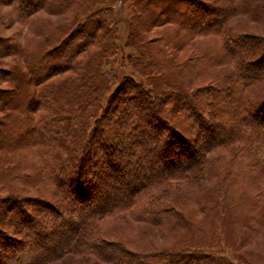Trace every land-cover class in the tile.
<instances>
[{
	"label": "trees",
	"instance_id": "1",
	"mask_svg": "<svg viewBox=\"0 0 264 264\" xmlns=\"http://www.w3.org/2000/svg\"><path fill=\"white\" fill-rule=\"evenodd\" d=\"M131 1L135 10L129 27L135 31L131 34L130 43L125 46L139 49L142 60L137 63L127 61L132 66V74L123 73L126 59L117 56L115 40L107 35V39H101L97 56L99 62L95 59L96 63L85 66V73L89 75L97 64L112 62L120 67L119 73H115H121L120 100L135 107L124 123L119 122L118 128H114L121 139L116 140L107 127L109 119L106 118L111 112L86 113L84 108L97 102L95 91L90 89L86 99L76 93L77 99L73 104L79 101L85 105L81 117H86L81 138L77 139L74 152L69 156L68 167L64 165L66 168H63V161L60 165L50 164L55 158L46 150V143H41L39 158V162L44 164L43 178L51 183L55 180V194L60 192L70 203L61 210L60 204L54 205L44 197L23 202L15 194L5 193L0 205L7 202L14 206L20 225L16 226V233L4 224L0 227V264H57L66 254L93 257L104 264H264V70L255 75L249 73L250 69L264 67V39L249 37V42H246L247 36L235 32L236 36L232 35L230 39L232 29H229L227 19L238 12L236 0H224L226 6L222 2L223 7L219 0ZM106 2L108 0H40L32 8L52 12L51 9H57L59 4L74 6L70 24L78 16L88 15L59 43L71 41L67 48L69 52L63 51V54L72 60L82 52L83 43L88 46L87 41L95 37V28L114 33L111 7H97V4ZM180 8L184 19L179 16ZM17 9L26 16L30 3L19 0ZM185 19L192 25L187 30L193 29V33H183V40L191 36L194 41L197 36L199 39L210 35L221 38L222 52L227 51L229 56L224 57L231 58L234 72L230 77L212 75L209 82L192 88L193 80L200 76L203 63L209 61L206 56L213 49H201L200 44L194 45L195 63L189 67L187 63L178 61L175 54L168 53L171 48H183L178 44V35L171 37L168 31L162 30L152 37L157 39L144 41V34L150 28L173 25L182 30L187 27ZM79 38L83 41L78 42ZM3 42L0 43V52L5 50L3 47L6 45L12 44L11 40ZM228 43L234 44V52L227 47ZM244 46L250 49L245 56L238 53V49ZM152 50H156L155 56L162 61L159 67L143 63L153 58L150 55ZM56 51L61 53L59 49ZM198 58L200 63L196 64ZM50 66L53 64L42 65L38 70L48 74L52 69ZM210 66L214 69L213 65ZM110 73L111 70H108L105 74ZM53 74H59V71L56 69ZM230 81L231 88L223 84ZM54 86V92L69 90L67 82H57ZM93 109L98 108L94 106ZM58 110L60 107L53 114L56 115ZM132 119L134 121L130 122ZM57 120H53V125ZM47 127L42 123L41 128ZM219 128L221 133L214 138ZM135 132L148 138L154 137L132 145L131 151L138 155L134 160H123L121 150L125 147L124 142ZM200 140L206 141L207 145L198 152L196 147ZM195 153L197 155L189 163L178 166ZM151 157L162 169L146 164ZM127 164L130 168L124 171L123 166ZM144 166L147 171L136 175L135 168L142 169ZM135 176L137 179L133 181ZM201 179L202 183H199ZM185 182L188 185L186 190L182 184L179 186V183ZM123 187L128 193L120 199L115 198L117 196L113 192ZM57 194L53 196L54 200ZM75 206H79L80 210ZM32 207L49 214L45 216L46 224L33 215ZM126 210H130L135 217L137 215L139 222L165 230L172 228L177 236L173 245L135 253L99 238L97 222ZM6 211L0 209L2 213ZM63 216L75 219L76 225L61 241V247L51 250L41 246L36 248L34 244L30 247L21 240L31 228L37 241L45 242L50 236L49 241L53 243V234L59 231L53 220ZM197 216L199 220L194 219ZM32 240L31 243H34Z\"/></svg>",
	"mask_w": 264,
	"mask_h": 264
},
{
	"label": "rangeland",
	"instance_id": "2",
	"mask_svg": "<svg viewBox=\"0 0 264 264\" xmlns=\"http://www.w3.org/2000/svg\"><path fill=\"white\" fill-rule=\"evenodd\" d=\"M18 1L19 0H0V40L2 41L0 43H4L3 41H6L5 43H8L10 40L12 41L10 42L12 43L10 46L6 45V47H3L5 50L0 52V199L8 192L15 194L20 200L23 199V202L31 198L44 197L51 200L54 205L60 204L61 207H59L61 210H64L66 205L70 202L64 200L66 198H63L60 192H56V194L58 193L57 199L54 200L56 195L54 191L55 180L54 183H51L43 178L42 170L44 164L39 162V158L41 157V143L43 145H45L44 143L48 144V149L46 150L55 158L50 164L53 166L60 165L63 161V166L66 165V167H68L69 156L74 152L77 139L81 138V131L85 123L84 117H86H81V110L85 105L81 104L79 101H75L74 104L73 102L75 98L77 99V97H75L76 93H78L81 98L84 97L86 99V95L90 89L96 93L97 102H95L94 106L98 109L94 110V106L91 104V107L84 108L86 109V113L87 111L89 113L94 112L93 114L95 115L96 113H103L104 111V113L111 112L112 114H108L106 118L109 119L107 124L109 126L107 127L109 128V132L115 135L114 137L116 140L121 139V135H119V133L116 134L114 128H118L119 122L124 123V120H126L135 107L132 103H123V100H120L121 95L120 92L118 93V89L121 73L115 75V73H119L120 67L112 62L105 63L104 65L97 64L93 73L89 75L85 73L87 71L85 66L96 63L95 59L99 62L97 56L100 53L102 45L101 39L104 41V39H107V35H109L110 38L115 40L114 47L117 56L126 59L125 66H123L124 69H122L125 71H121L125 74H132V66H130L127 61L133 60L137 63L138 60H142L140 52H138L139 49L136 50L125 46L127 43H130L131 34L135 31H131L129 27V22L135 7L132 6L133 3L131 0H108L106 3L97 4V7L107 5L111 7L113 12L111 18L114 26V33H107L104 28H95V37L87 41L86 44H88V46H85L83 43L81 48L83 49L82 52L74 56L72 60H68L63 54V51L69 52L67 48L70 46L69 43L71 41L66 44L64 42L62 44L59 43L61 39H66V35L75 25L88 15H80L70 24L69 19L72 18V11L75 9L74 6L70 5L65 7L59 4L57 9L60 11L51 9L52 12H50L49 10L41 8H32L40 0H26L27 3H30V10L25 16L18 12ZM53 1L55 2L58 0ZM219 2L221 5L222 2L225 3L224 0H219ZM224 6H226V3ZM236 7L238 12L234 13L233 17L231 16L227 19V25L230 24L229 29H232L231 31L233 32L229 34L230 39L232 35V37L236 36L235 34L247 36L246 42H249V37L264 39V0H236ZM181 9L182 8L179 10V16L184 19ZM217 18L219 20L220 16ZM186 20L188 21V19H185V22ZM186 25L187 27L182 30H177L173 25L159 28L152 27L144 34L143 39H145V42L155 40L157 38L152 39V37L156 36V33L159 34L162 30L164 32L168 31L171 37L178 35V44L183 47L180 49L181 52L180 50L171 48L168 50V53L172 55L175 54L174 56L178 61L187 63L189 67L195 63V52L192 50L194 45L200 44L201 49H213V52L209 56H206L209 61L208 63H203L200 76H196V79L193 80L192 88L209 82V78L212 75L221 78L230 77L233 71L232 63H230L231 58L224 57L225 55L228 56V54L227 51L222 52L221 38L210 35L208 37L201 36V39L197 36L195 41L192 39V36L183 40V33H187L188 31L190 33L192 31L193 33V29L187 30V28H191L192 25L189 22H186ZM87 29L86 27L85 30ZM142 36L143 33L141 34V37ZM141 37L138 41H140ZM81 40L83 41V39L79 38L78 42H81ZM192 41L195 44H192ZM181 42H183V44H181ZM228 46L232 51L233 48H235L232 43H228L227 47ZM7 47H9V50ZM57 49L61 52L60 54L57 53L58 51L54 52V50ZM247 49L250 50L249 47L244 46L238 49V51H240L238 53H242L241 55L245 56L248 53ZM258 49L260 52V46ZM232 51H229V53H232ZM150 55L153 58L145 60L143 63H148L149 66L153 64L152 66L155 67L158 65L157 67H159L162 61H160L158 56H155L157 55L156 50L150 51ZM234 56L236 55H233V57ZM197 62L200 63L199 58L196 60V64ZM46 64H53L54 66H50L52 69L48 74L46 71L38 70V68L42 65L46 66ZM210 65H213L214 69H212ZM196 66L198 67V65ZM261 66L250 69L249 73L252 75L262 73L264 67ZM206 67H210L209 70H207ZM56 69L59 71V74H53ZM108 70H111V73L105 74ZM52 74L54 76L49 77ZM42 76L45 77L41 78ZM150 77H152V75ZM77 78L79 79L78 81H76ZM41 81L42 83H40ZM57 82H61V84L67 82V85H69V90L67 89L68 92L74 95L69 94L67 91L54 92V84ZM124 82L123 80V83ZM230 83L231 81L229 84L223 82L226 87L231 88L233 85ZM47 101L48 104H46ZM209 101H212V99H209ZM118 102L119 105L117 104ZM57 107H60L61 112L58 110L56 115H54L53 113H55ZM69 114H71V116H67ZM57 116H59V118ZM56 119L58 120L53 125L52 122ZM133 121L134 119L130 122ZM42 123L47 124L49 127L41 128ZM50 129L52 131H50ZM64 133L66 134L63 135ZM220 133L221 129L219 128L215 132L214 138H218ZM153 137L154 136L149 138ZM147 138V135L135 132L129 140H126L124 142L126 148L124 147L121 150L123 160L129 158L134 160L138 154L135 151H131L132 145L145 139L149 140V138ZM37 143H40V145L37 146ZM206 145V141L200 140L197 144L196 151L200 152ZM196 155L195 153L190 158H185L178 166L189 163ZM149 156H152V154ZM148 163L153 164L154 168L162 169V166L159 165V163L156 164L152 157L148 159L146 164ZM129 166L128 164L124 165L123 170L127 171L130 168ZM66 167L64 166L63 168ZM135 169V172H137L136 175H141V173L147 171L146 166L142 169ZM132 178L133 181L137 179L136 176ZM198 179L200 180V177H198ZM199 183H202V179ZM180 184L183 185L185 190L188 188L186 182L179 183V186H182ZM62 189L65 190V187H62ZM115 191L116 192L113 193L117 196L115 197L117 199H120L119 197L128 193L124 187L121 188L120 191L117 189ZM109 195H111V193ZM67 198H69V196H67ZM0 207V209H7L6 212H0V227H3L4 224L6 228L15 232L17 230L16 226L20 225L19 215L15 207L7 204V202H4ZM75 207L77 210H80V208H78L79 206ZM32 209L33 215H36V217L46 224L47 220L45 216H49V214L46 215L44 211L35 210L34 207H32ZM185 212H187V210H185ZM68 218L67 216H63L62 218L53 220L56 225L55 228L59 230L58 233L53 234V243L49 241L51 240L50 236H48V240L45 242L40 240L37 241L31 228L27 229V234L21 240L26 242V245L30 247H33L32 245L34 244L36 248L41 246L50 250L57 249L61 247V241L65 240L66 235L70 232V228L76 225L75 219ZM197 218L198 216L194 217V219ZM55 228H53V230ZM97 232L98 237L102 240L110 244L117 243L121 249L135 253L150 252L153 249L173 245L177 237L174 235L176 232H174L172 228H170V230H165L164 228L154 227L139 222L137 220V215L135 217L130 210H126L117 216L114 215L99 220L97 222ZM31 239H33L32 241L34 243H31ZM57 264L104 263L99 262L93 257H79L73 254H66L57 261Z\"/></svg>",
	"mask_w": 264,
	"mask_h": 264
}]
</instances>
